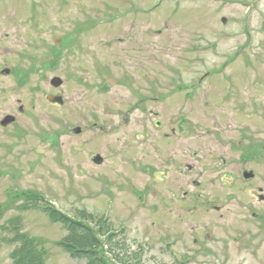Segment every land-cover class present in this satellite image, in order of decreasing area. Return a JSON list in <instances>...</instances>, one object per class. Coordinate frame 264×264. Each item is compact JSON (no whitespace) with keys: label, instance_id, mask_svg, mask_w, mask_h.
Here are the masks:
<instances>
[{"label":"rangeland","instance_id":"rangeland-1","mask_svg":"<svg viewBox=\"0 0 264 264\" xmlns=\"http://www.w3.org/2000/svg\"><path fill=\"white\" fill-rule=\"evenodd\" d=\"M263 148L264 0H0V264H86L40 196L141 264H264Z\"/></svg>","mask_w":264,"mask_h":264},{"label":"trees","instance_id":"trees-1","mask_svg":"<svg viewBox=\"0 0 264 264\" xmlns=\"http://www.w3.org/2000/svg\"><path fill=\"white\" fill-rule=\"evenodd\" d=\"M37 199L34 205H41L45 214L67 231V236L59 247L71 259L85 261L86 264H130L129 261L141 264L142 261L136 254H133L134 257H125L126 251L116 242L117 234L105 218L96 223L98 229L95 230L90 226L92 217L83 214L78 219H72L44 201L43 196ZM12 241L19 243L11 254L12 264H46V251L36 239L27 234L16 233ZM117 251L119 252L116 253ZM122 252L123 256H119Z\"/></svg>","mask_w":264,"mask_h":264},{"label":"water","instance_id":"water-1","mask_svg":"<svg viewBox=\"0 0 264 264\" xmlns=\"http://www.w3.org/2000/svg\"><path fill=\"white\" fill-rule=\"evenodd\" d=\"M224 22H225V20H224ZM4 73L8 74L9 71H5ZM53 84H54L56 87H60V86L62 85V81H61L60 79H55V80L53 81ZM50 100H52V98H51ZM14 121H15L14 118L8 117V118H6V119L2 122V126H3V127H6V126H8L9 124L13 123ZM77 133H79V130L77 131ZM100 162H101V161H100ZM252 177H253L252 174L246 175V178H248V179H249V178H252ZM262 199H263V197H262Z\"/></svg>","mask_w":264,"mask_h":264},{"label":"flooded vegetation","instance_id":"flooded-vegetation-1","mask_svg":"<svg viewBox=\"0 0 264 264\" xmlns=\"http://www.w3.org/2000/svg\"><path fill=\"white\" fill-rule=\"evenodd\" d=\"M53 81V80H52ZM52 81H51V86L53 87V88H55V89H59V88H56L54 85H53V83H52ZM54 96V95H53ZM55 97H57V98H61V96H55ZM54 106H57V107H62L63 106V104H64V102H63V99L62 100H60V101H57V102H53L52 103ZM21 112H22V110H21ZM218 138H220V137H218ZM219 140V139H218ZM223 141V140H222ZM222 141H220V142H222ZM227 143V142H226ZM240 144H241V142H240ZM185 168L187 169V170H189V171H192V165L191 164H186L185 165ZM260 191L262 192V189H260ZM255 216V215H254Z\"/></svg>","mask_w":264,"mask_h":264}]
</instances>
